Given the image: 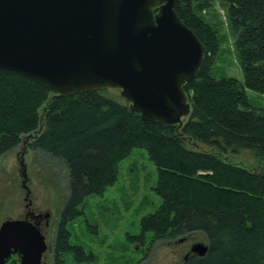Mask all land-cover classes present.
<instances>
[{"label":"trees","instance_id":"trees-1","mask_svg":"<svg viewBox=\"0 0 264 264\" xmlns=\"http://www.w3.org/2000/svg\"><path fill=\"white\" fill-rule=\"evenodd\" d=\"M222 1L241 80L211 73L219 40L198 13L207 5L178 0L174 7L205 47L198 74L183 84L190 114L182 124L146 122L102 91L57 96L40 81L0 68V156L31 140V151L59 159L68 170L56 260L70 254L78 263L93 261L70 243L67 227L84 217L86 198L116 181L120 160L143 149L156 168L153 191L160 203L142 218L134 241L143 245L150 235L153 245L202 233L206 255H190L184 264H264V172L220 157L228 150H249L264 160V108L251 105L247 96L248 90L264 94V0Z\"/></svg>","mask_w":264,"mask_h":264},{"label":"water","instance_id":"water-1","mask_svg":"<svg viewBox=\"0 0 264 264\" xmlns=\"http://www.w3.org/2000/svg\"><path fill=\"white\" fill-rule=\"evenodd\" d=\"M178 0H0V68L46 84L54 95L120 90L150 123L182 124L183 89L199 72L205 47L176 15ZM22 219L0 225V264H44L49 213H34L26 167ZM197 243L191 253L206 255Z\"/></svg>","mask_w":264,"mask_h":264},{"label":"rangeland","instance_id":"rangeland-1","mask_svg":"<svg viewBox=\"0 0 264 264\" xmlns=\"http://www.w3.org/2000/svg\"><path fill=\"white\" fill-rule=\"evenodd\" d=\"M199 2L205 3L207 7L198 10V13L216 30L219 40L212 75L241 80L224 2ZM101 94L129 105L121 96L120 90L108 89ZM247 96L251 105L264 108V94L248 90ZM44 108L45 106L40 109L42 130ZM185 120L186 118L183 122ZM29 143L31 140L0 156V225L7 219H22L26 212V191L21 187L23 178L19 172V162L23 160L32 208L50 215L49 227L45 230L42 243L46 250L44 264H184L185 257L192 254L193 245L207 244L202 233L185 235L174 241H156L153 245L150 243V235L143 245L131 238L141 232L142 218L155 211L160 203L153 191L157 179L156 168L145 150L133 149L128 157L118 163L116 181L103 193L86 198L81 206L84 217L70 222L67 227L70 243L83 247L86 254H92L93 261L78 263L70 254L56 260L53 249L59 216L68 193V170L59 159L39 151H31L27 147ZM189 147L200 151L210 150L204 145ZM220 157L225 162L251 172H264V160L249 150L234 153L228 150Z\"/></svg>","mask_w":264,"mask_h":264},{"label":"flooded vegetation","instance_id":"flooded-vegetation-1","mask_svg":"<svg viewBox=\"0 0 264 264\" xmlns=\"http://www.w3.org/2000/svg\"><path fill=\"white\" fill-rule=\"evenodd\" d=\"M32 210L34 211V213H36V214H38V213H42V212H38V211H35L33 208H32ZM39 222H40V226H41V228H42V232H43V234H45V230H47V228L49 227V225H47L46 223V221H44V219H40V220H38ZM48 224H49V222H48ZM189 255L190 254H188L186 257H185V259L187 258V257H189Z\"/></svg>","mask_w":264,"mask_h":264},{"label":"bare ground","instance_id":"bare-ground-1","mask_svg":"<svg viewBox=\"0 0 264 264\" xmlns=\"http://www.w3.org/2000/svg\"><path fill=\"white\" fill-rule=\"evenodd\" d=\"M190 255H195V254L192 253V254H190ZM190 255H189V256H190ZM187 258H188V257H187ZM187 258H186V259H187Z\"/></svg>","mask_w":264,"mask_h":264}]
</instances>
